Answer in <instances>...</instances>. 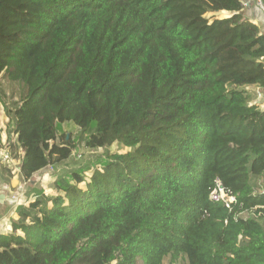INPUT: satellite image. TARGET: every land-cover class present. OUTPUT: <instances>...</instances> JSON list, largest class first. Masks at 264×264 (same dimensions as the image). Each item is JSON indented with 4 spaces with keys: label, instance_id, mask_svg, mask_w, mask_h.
Here are the masks:
<instances>
[{
    "label": "trees",
    "instance_id": "1",
    "mask_svg": "<svg viewBox=\"0 0 264 264\" xmlns=\"http://www.w3.org/2000/svg\"><path fill=\"white\" fill-rule=\"evenodd\" d=\"M242 0H0L11 151L31 179L118 143L18 206L0 264H264V32ZM221 13H229L219 17ZM2 142H0V149ZM220 179L232 209L209 198Z\"/></svg>",
    "mask_w": 264,
    "mask_h": 264
},
{
    "label": "rangeland",
    "instance_id": "2",
    "mask_svg": "<svg viewBox=\"0 0 264 264\" xmlns=\"http://www.w3.org/2000/svg\"><path fill=\"white\" fill-rule=\"evenodd\" d=\"M257 7L261 10L262 8L257 4ZM258 10V9H257ZM258 10V11H260ZM264 12L263 10H261ZM260 11V12H261ZM261 12V13H262ZM260 13V14H261ZM229 13H221L219 17H226ZM246 89L250 93L251 103H257L261 107H264V93L256 86H247ZM24 91V87L19 82H10L8 79H1L0 82V142H2V150L8 149L11 153L13 159L14 174L18 176L19 183L15 186L16 188H12L11 192L14 191H24V194L21 195V200L27 204L30 201H33L39 193L44 192L46 194H55V181L59 180L62 177H68L72 171L79 170L86 167L85 176L87 178L90 177L94 168L99 166L100 159L104 158L107 152H125L128 148L123 147L118 143H113L110 148H96L91 149L85 145L84 139L90 135V131L83 134L80 128L71 121H64L58 123V132L59 138L58 141H63L62 136L66 135L68 137H72L74 143L76 145L73 154L71 157L64 161L63 163L48 165L46 168L36 173L31 179H23L21 177L20 171H17L20 168V157L22 155V150L17 148V153H13L11 151V143L14 142L15 137L13 136L10 141L7 139V128L10 123V119L5 114V107H13L14 103L22 96ZM2 161V160H0ZM4 163V161H2ZM7 163V162H6ZM252 183L256 185L258 191L264 190V173L258 177H252ZM21 187V188H20ZM18 207V206H16ZM164 264H171L169 261H165ZM179 264V263H177Z\"/></svg>",
    "mask_w": 264,
    "mask_h": 264
},
{
    "label": "crops",
    "instance_id": "3",
    "mask_svg": "<svg viewBox=\"0 0 264 264\" xmlns=\"http://www.w3.org/2000/svg\"><path fill=\"white\" fill-rule=\"evenodd\" d=\"M242 2L244 15L264 32V12L261 11L262 9L257 7L254 0H242ZM12 163L0 161V234L11 231L12 221L19 217L18 207L12 204L10 198L11 189L16 188L15 186L19 183L18 176L12 175L13 177H11V174L15 173Z\"/></svg>",
    "mask_w": 264,
    "mask_h": 264
},
{
    "label": "built area",
    "instance_id": "4",
    "mask_svg": "<svg viewBox=\"0 0 264 264\" xmlns=\"http://www.w3.org/2000/svg\"><path fill=\"white\" fill-rule=\"evenodd\" d=\"M264 11V0H254ZM0 160L11 163L13 162L11 153L8 149L2 150L0 152ZM17 171H20V168L17 169ZM21 188V187H20ZM24 194V191H14L11 193L10 198L11 202L14 206H19L23 204H27V201L25 203L23 200H21V195ZM209 198L215 202H220L223 205H225L227 208L232 209L233 204L237 202V198L235 195H233L228 189L225 188L223 182L220 179L216 180V184L214 188L211 190L209 194Z\"/></svg>",
    "mask_w": 264,
    "mask_h": 264
}]
</instances>
